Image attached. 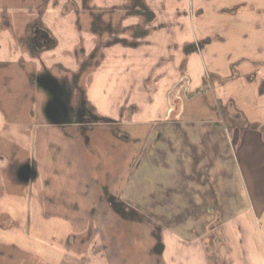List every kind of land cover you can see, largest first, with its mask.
I'll return each instance as SVG.
<instances>
[{
  "label": "rangeland",
  "instance_id": "374dc122",
  "mask_svg": "<svg viewBox=\"0 0 264 264\" xmlns=\"http://www.w3.org/2000/svg\"><path fill=\"white\" fill-rule=\"evenodd\" d=\"M16 1L20 12L30 11V19L42 22L57 37L58 43L41 57L46 76L55 81L52 101L65 105L64 121L85 111L99 118L101 122L90 126L99 129L93 133L100 146L113 151L114 179L119 182L112 184L113 214H104L110 210L108 193L107 208L98 210L99 214L60 217L59 232H51L53 239L46 234L43 247H38L48 253L39 256L15 241L11 244L8 229L21 238L36 233L26 232L9 215L0 214V264H264V103L255 104V100L250 107L237 97L236 106L222 100L223 96L224 103L219 101L214 93L224 81L245 87L252 81L246 90L257 100V92L264 91V39L263 49L243 51L244 64L263 67L246 77L237 73V53L227 49L235 46L237 31L242 30L237 20L241 0H77L78 7L70 0H49V6L47 0H6ZM246 4L249 10H259L264 0L240 5ZM253 4L257 7L251 9ZM110 6L118 9L104 16L113 17L117 36L126 37L122 32L129 28L127 46L92 44L98 35L91 32L90 21ZM15 10L1 9L6 20ZM202 61L207 66L197 86ZM187 75L193 77L194 93L187 91ZM234 76L237 80L231 79ZM177 103L175 125L187 147L179 141L178 151L181 146L185 156L179 153L172 161L180 169L179 183L172 186L177 193H186L187 199L136 200L130 196L141 189L137 184L125 195L127 185L120 176L132 172L134 164L125 170V159L137 149L136 138L128 141L127 133L137 137L156 126L160 129ZM232 108L242 110V116H235ZM37 122H33L35 129ZM195 128L209 131L214 140L202 136L205 145L195 146L194 159L187 165V155L192 158L187 131ZM233 128L237 129L236 149L230 136ZM208 144L216 150L226 148L225 163L216 178L200 162ZM143 176L145 196L154 187L149 182L153 171L146 168ZM36 218L29 217L28 225L33 220L36 226ZM48 220L52 223L51 217ZM25 238L20 239L22 245Z\"/></svg>",
  "mask_w": 264,
  "mask_h": 264
},
{
  "label": "crops",
  "instance_id": "0c3cea01",
  "mask_svg": "<svg viewBox=\"0 0 264 264\" xmlns=\"http://www.w3.org/2000/svg\"><path fill=\"white\" fill-rule=\"evenodd\" d=\"M240 2L247 3V0ZM240 4L237 10V20L242 25V30L237 31L235 46L227 49L233 50L234 54L237 53V64H240L237 67V73L246 77L254 71L263 69V67L257 69L258 65L255 64H244L242 59L244 58L243 51H247L246 48L263 49L261 43L264 39V6L260 5L257 10L253 8L257 7V4H253L251 5V9H253L249 10L248 4L243 6ZM47 6L49 5L47 4ZM10 7L16 10L12 12L10 20H6L1 9L6 10ZM240 7L243 10H240ZM19 9L17 1L11 4L6 0H0V214L9 215L11 220L19 222L18 225L24 227L26 232L32 230L36 233V235L25 234L26 241L22 245L20 239H24V237L14 236L12 235L13 229H8V231L11 230V244L15 241L21 247L30 249L31 253L39 256V253H43V251H39L38 247H43L45 235L47 234L50 239H53L51 234L59 232L60 217L97 215L99 214L98 210L107 208L108 193L111 196L110 210L109 212L105 211L104 214H113L112 194L114 190L112 184L119 181L114 179L113 151L104 150L93 133L99 129L80 124L75 120L55 122L49 116L48 107L52 102V93L46 80L48 78L45 74L47 71L41 60V57L47 54L49 49L33 51L28 40L30 34L28 25L32 24L34 18L30 19L31 16L27 15L30 11L20 12ZM244 11H248L249 14L245 15ZM19 47L23 50H19ZM205 65L207 66L206 62L202 61V70L195 85L201 83ZM215 71L219 73L217 67ZM224 76L225 74H223ZM187 77V91L194 93L196 88L192 87L193 77L190 78L188 75ZM237 78L238 76H234L231 79L237 80ZM262 82L264 84V80ZM224 83L223 86L221 84L222 87L219 86L214 90L219 101L223 102L222 100L227 99L229 104L237 106L236 99L239 97L245 105L250 107L255 103V100L258 101L255 104L264 103L261 100L264 97V91L257 92L260 98L257 100L246 90L247 86H252V81L246 82V87L245 85H236L234 82L224 81ZM237 88H239L238 91ZM221 96L224 97L222 100ZM39 108L40 111L37 110ZM231 111L242 113V110L238 108H232ZM34 113H37V117H34ZM262 113L264 114L263 111ZM241 116L242 114H240ZM34 120H38L37 129L34 128ZM208 133L207 130L203 132L202 129L197 128L192 132L187 131L192 145V158L187 155V165L194 159V152L197 151L195 146L205 145L202 136H206V134L209 135L208 138L212 136L211 133ZM230 136H233V140L235 138V144L233 143L232 146L236 149L237 129L233 128V133ZM126 137L128 141L136 138L137 149L132 156L125 159L127 162L123 161L126 162L125 170L127 169V171L134 164L130 174L128 172L127 176H120L122 182L127 185L124 194L129 196L136 184L141 185L142 190H146V185H144L146 180L143 174H145V169L149 168L150 171H153L154 176L152 180H149L154 186L152 191L143 196L144 192L139 188L140 190L134 193L136 197L131 194V198L160 201L165 199L186 200V193L179 194L172 186L179 183L180 180L176 178L179 173L177 171L180 169L173 166L172 161L178 159L179 153L185 156L181 151V146L178 151L179 144L181 142L184 144L179 134L178 125H175L173 121H167L165 126L160 129L156 126L148 134H138L136 137L130 132ZM213 138L212 136V140H214ZM147 143L151 144L149 149H147ZM206 150L202 153L200 161L204 165L202 168L210 169L208 174L216 178V175L221 174L223 169L225 163L223 154L226 148L223 146L216 150L213 145L208 144ZM26 168L29 169L28 175L24 174ZM125 173L127 172L125 171ZM190 182L193 183L194 179ZM139 193L140 195L137 196ZM29 217H37L35 219L36 226H33V220L31 222L33 228L30 224L28 225ZM50 217L51 225L48 223ZM55 217L57 220H54ZM56 225L58 226L56 227ZM46 253L48 252L43 254Z\"/></svg>",
  "mask_w": 264,
  "mask_h": 264
},
{
  "label": "flooded vegetation",
  "instance_id": "af4514ba",
  "mask_svg": "<svg viewBox=\"0 0 264 264\" xmlns=\"http://www.w3.org/2000/svg\"><path fill=\"white\" fill-rule=\"evenodd\" d=\"M48 2L49 0H47L45 4H47ZM69 3H72L73 5H76L77 7L80 6V1H77V0H70ZM137 5L141 7L140 3H138ZM116 8L113 6H110L109 9L104 8L100 10L101 13H96L94 17H92L90 21V29H91V32L96 31L93 33L94 34L96 33V35H98V36H95L96 39L94 40V43L92 42L93 45L97 44V42H99L100 45H102V43H106L109 45L113 43H124V44L126 43V45L128 44L127 33L129 32V28L126 27L125 30L122 32V33H125L126 37L117 36L118 34H115V32H113L114 31L113 30L114 28L112 25L113 17L105 18L104 16L107 13L106 11H109V10H111L110 14L113 15V12H114L113 10L118 9ZM42 24L43 23H41L40 21H33L32 24L28 25V30H29L28 32L30 33L28 36V40H29V43L33 51L51 49L58 43L57 37L53 34L52 30L48 27L43 26ZM106 33L108 34L107 38L102 39V36ZM73 115H74L73 117H75L76 115L75 112ZM234 115L236 116L237 113H235ZM72 120H75L76 122L83 124V125L85 124L92 125V124L101 122L99 121V118H94L90 111H85L84 114H82L81 116L80 115L76 116V118Z\"/></svg>",
  "mask_w": 264,
  "mask_h": 264
},
{
  "label": "water",
  "instance_id": "95a60500",
  "mask_svg": "<svg viewBox=\"0 0 264 264\" xmlns=\"http://www.w3.org/2000/svg\"><path fill=\"white\" fill-rule=\"evenodd\" d=\"M46 80L48 81L49 83L48 85L50 86V88L55 86V81L52 78L48 77ZM53 89H56V88H53ZM178 105L179 103L175 105L176 107L174 110H171L170 115L167 120H170V121L178 120ZM66 110L67 109L65 105L61 101L55 99L49 104L48 114L53 121L60 122V121H63V119L65 118L67 114ZM24 174L28 175L29 169L26 168L24 170Z\"/></svg>",
  "mask_w": 264,
  "mask_h": 264
}]
</instances>
